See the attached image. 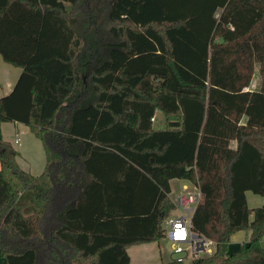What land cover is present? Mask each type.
Here are the masks:
<instances>
[{"label":"trees","instance_id":"1","mask_svg":"<svg viewBox=\"0 0 264 264\" xmlns=\"http://www.w3.org/2000/svg\"><path fill=\"white\" fill-rule=\"evenodd\" d=\"M0 55L21 70L0 96L4 264H129L165 237L174 178L200 190L192 228L215 245L162 264H264L246 199L264 194V0H0ZM12 121L40 139L39 174Z\"/></svg>","mask_w":264,"mask_h":264},{"label":"crops","instance_id":"2","mask_svg":"<svg viewBox=\"0 0 264 264\" xmlns=\"http://www.w3.org/2000/svg\"><path fill=\"white\" fill-rule=\"evenodd\" d=\"M20 71V68L6 63L0 55V96L7 94L9 91H11L20 74ZM255 85H257L258 87L259 80L256 81L254 86ZM251 87L256 88L253 86ZM1 131L3 137L8 140L18 151V161L20 166L33 174H39L43 170L42 168H44V166L41 163L42 156L40 154L42 143L40 141L39 144L38 137H36L29 130L28 126L16 121L2 123ZM19 132L22 135L21 138L19 136ZM15 139H17L18 141H15ZM34 149H36V159L34 156ZM43 160L45 163L44 152ZM184 185L187 186V184ZM250 192L251 191H246V199L248 206L250 208L264 206V194L258 195ZM250 217H252V214ZM249 235V230H240L235 232L231 236L230 242L228 244L229 251L231 252L234 249H237L242 242L248 239ZM260 243L262 246H264V235L260 239ZM126 249L130 256L129 264H162V261L168 259V257L164 258L160 242L157 241L128 245ZM4 263L5 259L0 258V264Z\"/></svg>","mask_w":264,"mask_h":264},{"label":"built area","instance_id":"3","mask_svg":"<svg viewBox=\"0 0 264 264\" xmlns=\"http://www.w3.org/2000/svg\"><path fill=\"white\" fill-rule=\"evenodd\" d=\"M183 189L184 191L170 197L173 210H178L179 213L174 217L169 215L162 221L165 236L171 245L170 258L179 263L190 262L199 255L211 254L215 245L213 239L192 228V215L202 198L200 190L196 186H193L196 189L194 191L187 190L186 185Z\"/></svg>","mask_w":264,"mask_h":264},{"label":"rangeland","instance_id":"4","mask_svg":"<svg viewBox=\"0 0 264 264\" xmlns=\"http://www.w3.org/2000/svg\"><path fill=\"white\" fill-rule=\"evenodd\" d=\"M100 2L102 4H104L106 2V0H100ZM258 80H260V78H259L258 70H257V67H256L255 70H254L253 76H252L251 86L257 87V85L254 86V84ZM154 118H155L154 119V124L156 126L162 127V126L165 125V116L160 111H156V114H155V117ZM19 136H20V138L22 137V135H21L20 132H19ZM38 141H39V144H40L39 138H38ZM40 154L42 156L41 163L44 166L43 150H42V148L40 149ZM34 156H35V159H36V149H34ZM184 184H187V190H193V191L196 190V189H193V185L189 184L187 180L182 179V178H174V179H171L170 180V188H171V191L169 193V196L170 197H173L176 193L184 191V189H183V185ZM250 193H252V192H250ZM178 213H179L178 210H172L171 211V216L174 217ZM159 242H160V246H161V249L163 251V254H164V258L170 257L171 245H170V242H169L167 236L161 238Z\"/></svg>","mask_w":264,"mask_h":264}]
</instances>
